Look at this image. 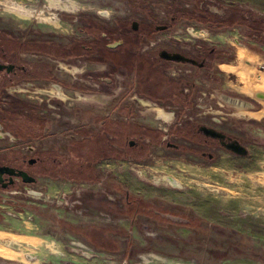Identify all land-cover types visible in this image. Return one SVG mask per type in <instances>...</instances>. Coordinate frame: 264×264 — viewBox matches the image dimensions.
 <instances>
[{"label":"rangeland","instance_id":"1","mask_svg":"<svg viewBox=\"0 0 264 264\" xmlns=\"http://www.w3.org/2000/svg\"><path fill=\"white\" fill-rule=\"evenodd\" d=\"M194 1L198 0H0V22L17 34L68 41L78 35L85 37L80 28L85 26L86 17L112 25L120 19L161 25L169 22L172 10L191 9ZM203 2L213 4L214 9H220L219 4L241 5L264 18V0ZM161 27L155 31L159 41L154 49L205 43L231 53L219 60L215 74L203 70L196 79L199 89L195 102L202 99L200 106L178 111L135 93V88L124 97L134 84L130 73L110 75L104 64L59 61L55 63L59 74L95 90H66L62 97L58 89L46 84L17 91L40 113L50 114V133L45 139L25 141L0 132V151L18 148L16 153L0 154V159L16 163L31 154L29 146L47 148L65 143L71 132L61 131L66 122L98 127V117L108 115L111 109L113 117L118 116L121 103L115 101L119 98L132 104L137 120L150 126L167 128L183 112V120L192 117L241 136L248 153L238 156L220 149L214 163L200 159L193 160L198 164L187 165L154 146L143 162H101L98 167L104 181L96 185L54 177L40 169L37 182L18 180L13 186H0V264H264V46L247 38L244 28L211 31L185 20L175 21L169 29ZM169 85L161 83L160 89L165 93ZM227 96L249 100L252 105L239 107ZM162 108L171 114L169 119L159 117ZM168 176L180 185L170 182ZM110 180L126 184L145 199L199 215L207 220L210 230L196 234L141 217L140 230L122 232L120 228L129 226L127 220L119 215L106 217L110 215L106 210L108 196H121L110 193ZM26 187L45 191L47 196ZM146 225L154 229H146ZM12 240L19 245H10Z\"/></svg>","mask_w":264,"mask_h":264},{"label":"flooded vegetation","instance_id":"2","mask_svg":"<svg viewBox=\"0 0 264 264\" xmlns=\"http://www.w3.org/2000/svg\"><path fill=\"white\" fill-rule=\"evenodd\" d=\"M204 0H198L197 4L193 5L194 11H197L201 17L207 19V24L203 25L205 28L211 31H226L234 28H244V25L229 26L233 17L243 16L247 25H250L256 13L249 9L239 5H229L227 7L219 4L220 9H214L213 4L209 2H203ZM217 3V2H216ZM177 21L176 16L170 15L169 22L156 25L155 29H169L173 23ZM198 23V22H197ZM201 24V23H200ZM109 31L113 35H108L105 31L101 32V36L105 39V46L114 52L128 49H140L141 52H152L155 54H149L153 57V61L156 62L157 66H161L165 69V72L174 79H186V84L183 90L187 94L193 95V90L199 89L197 85V78L199 74L206 71H212L214 74L215 67L218 66V62L224 54H231L227 48H219L217 46H211L205 43H197L193 46H164L161 48H153L157 44L156 34L146 35L138 34L141 29V22L133 21L130 24V30L132 35L128 36L125 33L127 28L119 29L116 28L117 23L105 24ZM194 29V28H193ZM80 31L85 34V37L81 38L80 35L75 36L68 41H62L56 38H50L48 36H34L27 34H17L11 27H7L3 22H0V132L4 134H12L14 137L22 140V137L16 133L18 118H24L27 121L28 138H46L51 118L40 113L33 104L24 100L23 97L18 96L17 91L28 90L36 85L49 84L59 90L60 96L65 97L66 90H88L94 91L95 89L88 84H81L78 81H72L59 74L57 71L58 67L55 63L66 62L71 64L74 62L83 61L86 63H99L106 66V72L110 75H114L117 72L130 73L134 78V84L128 87L124 92L123 96H128L130 91L135 88V93L144 96L140 93L138 78L135 75L134 70H129L126 67H117L115 54H103V45H100L96 41V36L87 32L85 26H81ZM207 32V30H204ZM247 38H253L258 41V36L253 34L248 36L244 33ZM115 35V36H114ZM127 37L132 39L129 41ZM137 40V41H136ZM153 40V41H152ZM83 41V43H82ZM140 42V43H139ZM152 47L151 50L147 48ZM124 59V56L130 54H116ZM98 59V60H97ZM61 66V64H59ZM184 66H190V70L185 69ZM62 67V66H61ZM178 70V72H177ZM185 70V72H184ZM186 70L190 73H186ZM172 71V72H170ZM111 79L109 76H107ZM197 93V91H196ZM190 106L184 104H173L170 100H153L168 106H174L178 108V111L191 109L196 104L201 105L200 102H195ZM149 98V97H148ZM124 99H117L116 104L121 103L119 114L116 117L112 115V109L110 113L105 116H99V122H105L107 119L133 121L138 124H143L146 127L153 129L151 132L155 136V140L152 138L145 137L144 134L136 135L131 138L128 143L133 148L138 158L130 157L127 159L119 158L122 161L134 160L137 162H143L150 156V152L153 147L162 148L167 152H171L173 155L171 159L184 161V164H198L193 160H207L209 162H216L218 158L217 151L223 149L231 154L238 156H245L248 153V147L246 141L241 136L227 132L219 127L205 124L199 120H194L190 117L188 120H183L180 115L179 119L176 120L169 127H155L150 126L137 120V112L134 106L130 103L123 102ZM114 105L118 107L119 105ZM129 108V110H128ZM128 110V111H127ZM33 111L39 114V123L41 130L32 124V113ZM92 114V110L88 111ZM160 115V116H159ZM159 117L169 119L171 114L163 108L159 111ZM97 115H95L93 122ZM71 120V118H69ZM20 121V120H19ZM220 121V120H219ZM61 124L63 129L61 131L68 130V138L63 144L56 146H48L35 148L29 146L31 154L28 156L20 157V160L16 163L6 162L0 159L1 166L13 167L16 171L22 170L29 174L30 177L39 180L37 171L43 170L48 163L54 159L51 157L52 153H66L69 148L70 142L74 139L83 137L84 134L94 131L97 127L78 124L77 126H70L69 123ZM38 126V125H37ZM69 126L68 128H65ZM53 136L54 133H51ZM144 136V137H143ZM17 147H9L8 152L4 153L0 151V154L16 153ZM116 160L118 158H105L101 162L109 160ZM99 162L97 165L101 163ZM109 165V164H108ZM169 181L175 185H180L179 182L172 176H168ZM23 181L21 176L13 175L12 177L4 173L0 176V186L7 185V187L17 184V181ZM104 181L101 179L98 182H90L92 185H96ZM106 181V180H105ZM24 182V181H23ZM28 183V182H24ZM34 183V182H32ZM109 183L112 185L108 188L110 193H120L121 196L113 198L109 195V201L106 203V210L110 213V218L116 216V211L122 212L123 215H119L122 219L127 220L129 223L128 227L120 228L122 232L132 233L134 229L140 230V218L147 217L153 219L160 224H170L176 227L191 231L196 234L207 233L208 222L199 215H194L187 210L176 209L174 206H168L164 202L153 199H145L143 196L134 194L130 191L126 184L117 183L110 180ZM147 228H152L150 225H146ZM126 229V231L124 230ZM124 230V231H123ZM10 245H19L17 241L12 240L9 242Z\"/></svg>","mask_w":264,"mask_h":264},{"label":"trees","instance_id":"3","mask_svg":"<svg viewBox=\"0 0 264 264\" xmlns=\"http://www.w3.org/2000/svg\"><path fill=\"white\" fill-rule=\"evenodd\" d=\"M197 2L194 1L195 4H197ZM170 15L176 16L177 21L185 20L195 21L202 25L207 24V19L201 17L193 8L187 10L176 8L170 12ZM83 20L86 23L85 28L87 32L96 36V41L100 43V45H103V54H115L113 58L115 59L117 67H126L129 70H134L138 78L137 82L139 83L141 94L153 100H170L173 104L177 105L184 104L185 106H190L194 104V94L198 90L194 88L193 95L185 93L183 87L186 84V79L177 80L170 77L165 72V69L161 66H157L156 62L153 61V57L149 55L154 53L141 52L140 49H128L127 52H124L126 50L123 49L119 52H114L105 46V39L101 36L102 31H105L109 36L113 35L106 27V23L92 21L87 17ZM246 22L243 16H237L233 17L229 26L244 25V33L248 36L256 34L258 36V45L264 46V18L256 15L250 25H247ZM116 23L118 25L116 28H127V30L124 29L126 30L125 33H128V36L132 35V31H130V22L120 19L117 20ZM155 26L156 24L154 23L142 22L141 29L136 32V35H155V31H157ZM128 39L129 41L132 40L127 37V40ZM116 54L130 55L124 56L122 61V58ZM164 82L170 84V88L167 89L165 93L160 89L161 83L163 84ZM32 116V124L38 128V131L41 130L42 127H40L39 123V114L33 111ZM99 120L98 118V123ZM27 121L24 118H18V128H16V134L22 137V139H25V141L29 140V132L26 126ZM152 131L153 129L130 120L107 119L105 122L100 123L94 131L84 134L83 137L79 139L72 140L66 153H52L51 157L54 161L52 160L48 163V166L42 171L54 177H68L74 180L98 182L102 179L101 171L97 165L99 162L105 158L127 159L133 156L138 158L136 151L129 146L128 141L140 134H144L145 137L150 136L152 141H154L155 136L152 135ZM116 215H123V213L116 211ZM236 249L238 252H245L241 250V248Z\"/></svg>","mask_w":264,"mask_h":264},{"label":"water","instance_id":"4","mask_svg":"<svg viewBox=\"0 0 264 264\" xmlns=\"http://www.w3.org/2000/svg\"><path fill=\"white\" fill-rule=\"evenodd\" d=\"M262 96H264V94H262ZM227 98H228L229 101L234 100L233 101L234 103H236L235 101L243 100L245 102H250V105H252L251 101L244 100V99L239 98V97L227 96ZM4 173L9 174L11 177L13 175L21 176L24 182L32 183V182H35L36 181V179L34 177H30L29 174L27 172H25V171H22V170L16 171L13 167H10V166H1L0 165V176L2 177V175ZM5 187H7V185H3V188H5Z\"/></svg>","mask_w":264,"mask_h":264},{"label":"built area","instance_id":"5","mask_svg":"<svg viewBox=\"0 0 264 264\" xmlns=\"http://www.w3.org/2000/svg\"><path fill=\"white\" fill-rule=\"evenodd\" d=\"M189 30V29H188ZM189 32H191L190 30H189ZM26 190H29L30 192H31V188H29V187H26ZM33 192H35L36 194H41L42 196H45L46 195V193H45V191H38V190H32ZM47 196V195H46ZM59 204H62V202H58ZM67 205V204H66ZM72 205H74V202L73 203H71V206ZM106 217L108 218V219H111L110 218V215H106Z\"/></svg>","mask_w":264,"mask_h":264},{"label":"bare ground","instance_id":"6","mask_svg":"<svg viewBox=\"0 0 264 264\" xmlns=\"http://www.w3.org/2000/svg\"><path fill=\"white\" fill-rule=\"evenodd\" d=\"M226 95V94H225ZM232 100V99H231ZM232 101H234V100H232ZM236 103H237V105L239 106V107H244L245 105H250V102H245V101H243V100H238V101H235ZM242 102V103H241Z\"/></svg>","mask_w":264,"mask_h":264},{"label":"crops","instance_id":"7","mask_svg":"<svg viewBox=\"0 0 264 264\" xmlns=\"http://www.w3.org/2000/svg\"><path fill=\"white\" fill-rule=\"evenodd\" d=\"M90 184H92V183H90Z\"/></svg>","mask_w":264,"mask_h":264}]
</instances>
